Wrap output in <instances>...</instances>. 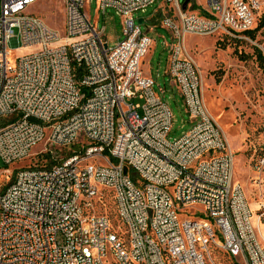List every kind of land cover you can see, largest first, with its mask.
Segmentation results:
<instances>
[{
	"label": "built area",
	"instance_id": "built-area-1",
	"mask_svg": "<svg viewBox=\"0 0 264 264\" xmlns=\"http://www.w3.org/2000/svg\"><path fill=\"white\" fill-rule=\"evenodd\" d=\"M41 1L0 0V159L10 166L42 143H83L64 160L0 181V264H217L210 247L264 264L234 154L186 47L188 35L250 40L264 0H206V15L165 0L172 11L163 24L177 39L168 70L194 121L175 140L171 109L141 67L152 40L134 13L155 0H98V11L124 18L125 38L113 48L87 0H62V31L31 11ZM19 44L28 52L12 64ZM256 170L264 174V155ZM105 191L122 237L93 212Z\"/></svg>",
	"mask_w": 264,
	"mask_h": 264
},
{
	"label": "rangeland",
	"instance_id": "rangeland-1",
	"mask_svg": "<svg viewBox=\"0 0 264 264\" xmlns=\"http://www.w3.org/2000/svg\"><path fill=\"white\" fill-rule=\"evenodd\" d=\"M188 1V11L206 15V0ZM86 8L99 30L105 26L104 36L110 48L125 38L124 18L116 10L109 8L106 14L98 11V0H87ZM31 11L52 28L63 30L65 12L62 0H42ZM171 11V4L165 0H155L146 9L135 12L134 18L142 32L152 40L141 67L145 75L154 79L158 96L171 109L173 127L169 139L175 140L188 132L194 121H191L184 107L180 90L168 74L171 48L177 39L163 24V17ZM263 14L264 9L258 15L256 26ZM140 19L143 20L141 24ZM186 47L200 69L206 104L223 129L234 154L235 182L242 186L253 213V226L264 239V225L260 223H264V174L256 170L259 159L264 155V72L256 50L260 49L264 55V28L257 32L255 39L240 41L219 34L188 35ZM27 52L28 49L19 44L10 56L12 64ZM79 141L73 147H54L42 143L33 149L30 157L10 166L0 159V181L11 182L17 171L23 168L53 165L56 160H64L79 152L83 143ZM50 148L55 160L46 158L49 155L46 149ZM104 196L102 201L95 203L93 212L107 216L113 225L112 231H117L122 237L124 227L113 197L108 191L104 192ZM210 253L217 264H244V259H235L215 247H210Z\"/></svg>",
	"mask_w": 264,
	"mask_h": 264
},
{
	"label": "trees",
	"instance_id": "trees-1",
	"mask_svg": "<svg viewBox=\"0 0 264 264\" xmlns=\"http://www.w3.org/2000/svg\"><path fill=\"white\" fill-rule=\"evenodd\" d=\"M262 28H264V14L261 15L260 19H259V24L257 26H255L253 29L249 30L246 32V34L251 38V39H255L257 32L259 30H261ZM232 40H236V41H240L238 39H232ZM258 54H259V59L261 61V65L263 67V72H264V55L262 53V51L260 49H256ZM5 121L4 120H0V125H2ZM50 155H47L46 158H48ZM132 176L136 179V174L135 173H131Z\"/></svg>",
	"mask_w": 264,
	"mask_h": 264
},
{
	"label": "water",
	"instance_id": "water-1",
	"mask_svg": "<svg viewBox=\"0 0 264 264\" xmlns=\"http://www.w3.org/2000/svg\"><path fill=\"white\" fill-rule=\"evenodd\" d=\"M188 2H189L188 0H185V1L183 2V8H184V9H186ZM142 22H143V20L140 19V20H139V24H141ZM125 172L127 173V172H128V169H125Z\"/></svg>",
	"mask_w": 264,
	"mask_h": 264
},
{
	"label": "crops",
	"instance_id": "crops-1",
	"mask_svg": "<svg viewBox=\"0 0 264 264\" xmlns=\"http://www.w3.org/2000/svg\"><path fill=\"white\" fill-rule=\"evenodd\" d=\"M168 69H169V67H168ZM168 74H169V70H168ZM169 75H170V74H169ZM171 79H172V78H171ZM173 84H175L174 81H173ZM190 119H191V118H190ZM191 121H192V120H191Z\"/></svg>",
	"mask_w": 264,
	"mask_h": 264
},
{
	"label": "bare ground",
	"instance_id": "bare-ground-1",
	"mask_svg": "<svg viewBox=\"0 0 264 264\" xmlns=\"http://www.w3.org/2000/svg\"><path fill=\"white\" fill-rule=\"evenodd\" d=\"M234 163H235V159H234Z\"/></svg>",
	"mask_w": 264,
	"mask_h": 264
}]
</instances>
